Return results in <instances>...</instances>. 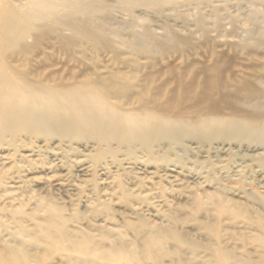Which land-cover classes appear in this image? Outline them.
I'll return each instance as SVG.
<instances>
[{
  "label": "bare ground",
  "instance_id": "bare-ground-1",
  "mask_svg": "<svg viewBox=\"0 0 264 264\" xmlns=\"http://www.w3.org/2000/svg\"><path fill=\"white\" fill-rule=\"evenodd\" d=\"M29 5L34 16L0 11V148L30 146L24 155L18 154L24 162L31 164L28 157L37 147L33 140L39 139L49 145L59 139L72 149L74 141L91 139L103 147V154L118 147L128 152L136 148L151 152L168 144L184 149L191 141L225 144L264 134V110L257 102L263 92L249 75L230 70L234 57L216 52L211 62L177 66L169 61L174 57L171 48L159 51V58L147 51L138 53L140 50L123 58L90 19L76 11L56 13L68 8L70 2L30 0ZM184 44L190 48L187 40ZM92 47L109 49L122 66H101L98 56L88 52ZM245 49L241 46L238 50ZM162 61L163 67L158 64ZM2 155L4 151H0V160ZM177 174L170 171L168 178ZM211 196H218L209 207L215 220L199 223L207 234L206 243L171 227H153L143 235L144 258H164L184 246L194 264H264V212L250 221L256 233L235 237L220 229V222L241 217L247 205L219 190ZM47 205H42L46 213L60 210ZM48 221L56 224V230L35 222L27 232L21 221H16L13 231L0 220V264H44L38 256L41 245L62 246L64 251L78 253L76 264H100L99 258L110 259L112 264L121 259L140 264L139 246L117 238L111 247L104 248L90 235L67 232L62 215L53 214ZM160 233L164 236H158ZM25 236L31 241L26 242ZM166 238L177 243L176 250L162 247ZM201 245L205 246L203 253ZM242 247L250 250L241 252ZM57 262L51 264L66 263Z\"/></svg>",
  "mask_w": 264,
  "mask_h": 264
},
{
  "label": "rangeland",
  "instance_id": "rangeland-1",
  "mask_svg": "<svg viewBox=\"0 0 264 264\" xmlns=\"http://www.w3.org/2000/svg\"><path fill=\"white\" fill-rule=\"evenodd\" d=\"M29 1L0 0V11L16 10L34 16ZM65 2H70V6L56 13L76 11L81 17L90 19L123 58H130L132 50L147 51L159 58V51L171 48L174 57L169 61L177 66L211 62L216 52L234 57L236 62L230 70L250 76L254 86L263 92L257 102L264 110V0ZM185 40L190 44L189 49ZM258 41L261 44H257ZM241 46L246 49L238 50ZM94 49L88 52L98 56L101 66H122L109 49ZM176 51L184 52L185 57L181 54L176 57ZM158 64L163 67L165 61ZM87 66L95 68L90 63ZM263 140L264 134L252 140L225 144L191 141L184 149L166 142L168 145L164 149L157 147L151 152L140 148L128 152L118 147L113 153L102 154L103 147L91 139L74 141L73 149L59 139H53L52 145L39 139L33 140L37 147L28 157L31 164L18 155H24L23 151L30 146L15 149L5 145L0 148L4 151L0 160V220L13 231L16 221H21L27 232L35 222L54 231L57 226L51 224L48 217L62 215L67 232L72 234L75 230V233L90 235L104 248L111 247L117 238L122 243L139 246L140 264H194L193 256L184 246L178 248L177 254H167L164 258H144L143 235L153 227H171L198 243H206L207 234L199 223L204 219L215 220V212L209 207L218 197L211 196L212 192L218 190L248 208L241 217L222 219L220 229L235 237L256 233L250 221L264 212ZM170 171L178 173L176 178H168ZM42 205L60 210L46 213ZM24 239L31 241L29 236ZM233 240L239 242L236 238ZM162 247L176 250L177 243L166 238ZM204 247H199L202 253ZM63 248L41 245L38 256L44 264L58 260L76 264L78 253ZM249 250L240 248L241 252ZM98 262L112 264L107 258H99ZM129 263L126 259L118 262Z\"/></svg>",
  "mask_w": 264,
  "mask_h": 264
}]
</instances>
